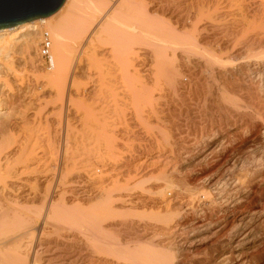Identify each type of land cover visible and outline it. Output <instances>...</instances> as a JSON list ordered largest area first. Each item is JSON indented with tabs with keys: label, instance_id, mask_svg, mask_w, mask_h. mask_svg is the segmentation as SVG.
I'll list each match as a JSON object with an SVG mask.
<instances>
[{
	"label": "bare ground",
	"instance_id": "1",
	"mask_svg": "<svg viewBox=\"0 0 264 264\" xmlns=\"http://www.w3.org/2000/svg\"><path fill=\"white\" fill-rule=\"evenodd\" d=\"M192 1V6H198L194 16L178 14L167 0H65L50 16L0 29L1 77L12 74L17 78L19 74L11 67L9 59L15 42L22 40L31 49L41 33L40 26L46 23L52 33L55 64L52 74L42 75L46 86L51 89L47 94L49 99L44 101L46 106L52 105L46 125L38 122L39 110L46 106L41 104L38 109L40 94L34 85L24 90L28 91L26 96L29 94L30 99L26 103L32 113L27 121L22 120L30 126L21 123L23 128L19 129L23 130L7 133L8 121L0 120V264H264V259L255 254L264 245V93L260 94L253 82L244 85L246 77L242 74L251 73V61H255V74L260 81L264 77V69L260 67L264 66V0H245L244 3L248 2L240 12L230 14L232 22L226 24L228 29L223 32H219L222 28L218 26L222 25L216 23L217 18L214 19L221 0ZM227 1L233 6L240 0ZM242 39L248 40L246 52L240 46ZM248 54L250 61L245 62ZM190 55L195 57V70L179 69L178 59ZM182 73L188 74L189 79L186 75L187 78L182 79ZM80 74L88 77L83 89L80 88L83 85L78 78ZM6 81L7 84L8 78ZM166 86L178 91L188 86L194 88L195 92H192L199 100L197 106L193 104L196 109L190 105L189 109L192 108L194 115L198 111V117L206 116V121L208 113H214L213 106L222 101L226 104L219 105L222 107L219 114L227 105L228 108L231 105L234 112V108L241 105L239 92L244 90L248 93L255 91L256 94L252 95H256L259 103L254 106V113L247 115L250 117L245 124H239L238 115V119L231 118L230 110V119L225 117L227 112H222L227 119L224 122L222 117L221 121L214 123L220 117L213 114L216 118H211L214 120L212 124H207L203 116L200 118L205 123L195 126L188 110L189 121L197 132L195 135L190 134V128L186 129L188 125L185 124L189 121L184 117L188 122L183 124L185 119H181L183 121L176 124V128L167 126L170 129H165V139L157 138V142L151 143L155 138L149 137L151 144L143 143L140 150L134 148L139 144L136 145L137 140L142 143L141 138L132 140L134 137L129 135L133 138L127 137L135 141L132 142L134 147L127 138L134 147V156L129 159L132 152L129 158L125 155V136L130 129L137 127V121L145 122L149 126L146 128L151 129L154 122L151 123V119L156 116V127L159 128L164 125L162 120L173 116L172 109H166V115L155 107ZM156 90H160L158 97ZM217 100L214 104L213 101ZM126 103H132L134 108L129 120L126 118ZM5 106H8L7 102H0V107ZM145 107L154 114L146 115ZM114 115L118 116L112 118ZM173 118L169 119L176 123L177 119ZM140 123L137 128L142 126ZM161 127L159 129L163 131ZM173 129L177 135L173 134ZM131 131L130 134L134 132ZM168 136L183 140L182 144L186 141L185 148L181 146L184 149H180L181 154L173 148V143L169 144ZM152 150L158 153L151 158L144 155ZM123 156L128 160L120 163ZM141 156L144 160H136L139 170L150 165L148 159L169 165L180 156H185L184 159L191 156L185 160L186 166L174 167V170L183 173L196 164L201 165L199 167L206 171L210 184L207 195L212 186L215 194H222L223 188L230 184L236 187V191L244 190L246 195L234 196L230 200L231 206L224 209L225 214L220 218L226 224L230 215H236L242 211L241 205L247 204L244 205L245 213L234 221L227 241L206 248L204 258L201 250L203 259L180 257L178 254L192 253L193 250L179 247L193 242L196 237L190 236L197 229L216 225L218 215L210 212L209 216L201 213L188 218L183 214L184 221H176V212L170 206L173 198L164 202L157 194L156 198L146 196L145 191L164 193L169 188L164 183H180L168 178L166 169L161 170L167 175L165 182L148 189L143 187L142 192H137L145 184V179L134 180L137 173H133L132 160ZM192 183L194 186L189 191L195 192L187 191L190 195L185 194L182 205L188 201L191 203L197 192H205L196 182ZM256 186H259L258 190H255ZM252 193L260 196L259 203H253ZM178 207L182 208L181 205ZM163 235L168 237L161 239Z\"/></svg>",
	"mask_w": 264,
	"mask_h": 264
},
{
	"label": "rangeland",
	"instance_id": "2",
	"mask_svg": "<svg viewBox=\"0 0 264 264\" xmlns=\"http://www.w3.org/2000/svg\"><path fill=\"white\" fill-rule=\"evenodd\" d=\"M186 1V2H185ZM244 1L245 0H240L237 4H234L233 6H230L229 4H228V1L227 0H221L220 2H219V4L217 5V7H216V9L217 10H215V14H216V16H214V19H218V21L216 20V23L218 22V24H220V25H222V26H218L219 27V29L220 28H222V30H218L219 32H223V31H225V30H227L228 28H226L227 27V23L229 22H232L231 21V18H232V16H230V14H232V13H235V14H237L238 12H240V8H243V6H245L244 4H246V2H248V1H246L245 3H244ZM167 2H168V5H169V3H171V9L173 10V11H175V12H177L178 14H180L181 13V15H188L189 13L192 15V16H194L195 15V10H197V8H198V6L196 5V4H194V6H192L193 4H192V0H167ZM166 2V3H167ZM174 2V3H173ZM222 2V3H221ZM224 2V3H223ZM176 3V4H175ZM241 3V4H240ZM242 3H243V5H242ZM190 4V5H189ZM228 4V5H227ZM190 6V7H189ZM194 7V8H193ZM218 8H220V9H218ZM184 9V10H183ZM228 9V10H227ZM222 11H224V12H222ZM237 11V12H236ZM219 13V14H218ZM233 15V14H232ZM227 16H229V17H227ZM225 18V19H224ZM224 19V21H222ZM224 24V25H223ZM226 26V27H225ZM40 28H41V33L43 34V32L44 31H48V30H50L49 29V27H48V23H46V24H43V25H41L40 26ZM224 28V29H223ZM41 33H39V35H38V37H36V38H38V39H36V44H34L33 45V47L31 48V49H29V48H27V46H25V43L22 41V40H17L18 41V43H17V41L15 42V44H14V46H13V48H12V51L10 52V60L12 61V68L14 67V68H16L15 70H16V73L17 74H19L18 76H17V78H16V76H11L12 74H10L9 76H5V75H3L2 77L0 76V102L1 103H8V106H5V107H0V120L1 121H4L5 120V122L6 121H8L7 123H6V125H7V127H8V130H7V133L9 132H12V130H13V133H17V132H20L21 130H23V129H19V128H23V126L22 125H24V124H26L25 123V121H27V119H29V115L32 113V110H30V108H28L29 106V104L28 103H26V101L28 102V100L30 99V97H28V95L26 96V94H27V92H25L26 90H27V87L29 86V87H32L33 85H34V87H37L36 89H37V91L39 92L38 93V97L40 98V100L38 101L37 100V107H38V109L40 108V106H41V104H44L45 106H46V102L44 103V101L47 99H49V96H47V94L49 95V93H51L50 91H51V89H50V86H46V82H44V80H43V78H42V75H45V73H47V75H49V73H53L54 72V68H55V64H54V52H53V49H52V52H51V54H52V59H51V62L50 63H48V62H46L41 56H40V54H39V49H40V45H41V41H42V34ZM51 35H52V33H51ZM246 42H248V40H246V39H242L241 40V45L240 46H242L241 48H242V50H244L245 52H246V49L249 47V44L248 43H246ZM248 44V45H247ZM259 49H257L256 50V52L258 51ZM255 52V51H254ZM247 56V55H246ZM194 56L192 55H190L188 58H187V56H183L182 58H179L178 59V61H177V64H178V66H179V69H182V70H184V69H189V70H191L192 69V71H194L195 70V66H194ZM248 58H249V54H248V57L246 58H244V60H245V62H248V61H250V60H248ZM250 59V58H249ZM182 60V61H181ZM252 64V65H251ZM251 69L252 70H250V72L251 73H249L248 71H244L245 73H242L243 74V77L245 78L244 79V81H245V83H244V85H248V83H250V82H253V84L256 86V87H258V89L260 90V94H263L264 93V77H262L261 78V81H260V77L259 76H257L256 74H255V70L256 69H254L255 68V66H253V65H255V61H254V63H253V61H251ZM0 67H3L2 66V64H0ZM184 67H186V68H184ZM260 67H263V69H264V66H260ZM262 69V68H261ZM0 70H2L1 68H0ZM259 70H260V68H259ZM188 73V72H187ZM247 73H249L248 75H245V74H247ZM3 74V73H2ZM2 74H0V75H2ZM183 74V73H182ZM250 74H252V75H250ZM81 76L79 77L78 76V78H81L80 80L83 82V85L80 87V88H84V86L86 85V83L85 82H87L88 80H86V77L87 76H83V74H80ZM186 75V73H184L183 74V76L181 77L182 79L184 78V79H186L187 77L185 76ZM245 75V76H244ZM30 76V77H29ZM250 78H249V77ZM264 76V75H263ZM40 77V78H39ZM190 77V76H189ZM189 77H188V79H189ZM7 78H8V80H9V84L7 85L6 84V80H7ZM29 78V79H28ZM31 79V80H30ZM87 79H88V77H87ZM247 80V81H246ZM263 80V81H262ZM6 81V82H5ZM25 82L24 84H22L21 82ZM27 81V82H26ZM188 81V80H187ZM255 82V83H254ZM5 83V84H4ZM38 83V84H37ZM43 83V84H42ZM45 83V84H44ZM79 83H80V81H79ZM260 83V85H258ZM3 84V85H2ZM263 85V86H262ZM29 87H28V90H29ZM191 86H188V88H182L181 90H174V89H172V88H170V89H168L167 88V86L166 87H164V91H165V89L167 90L168 89V91H166V92H162L161 93V96H163L162 97V99L161 100H159V101H161V102H159V101H157V103L155 102V104H156V106L155 107H157L156 108V110H158L159 112H166V109H167V111H168V109H172L173 110V112H175V113H173L172 112V114H173V116H171V117H166V120H162V121H168L167 122V124H165V122H163L164 123V125H162L163 127H161V126H159V128L161 127L162 129H164L163 131L161 130V129H159L158 127H156L157 126V124L158 123H156V116H154L155 117V119H153V117H152V119H151V123H152V121H154L153 122V124H156L155 126L152 124V126L150 127L151 129H147V128H149V126H147L146 124H145V122H142L141 120H140V122L142 123H140L139 121H137V123L139 122L140 123V128H137L138 127V125H139V123L136 125L135 124V126H137V127H135V129L137 128V130H135V129H130V130H132V131H136V133H137V131H138V133H137V135H136V133H135V135H134V132H132V134H130V130L127 132V134L128 135H126L125 136V138L127 139L128 137L129 138H131L130 136L132 135L133 137H134V139H132V140H135V139H140L141 138V141H142V143L141 142H139L140 140H137L136 142L135 141H132L131 139H129V140H131V142H130V144L131 145H134V147H135V144H132V142L134 143H136V145H137V142L139 143L138 145H137V147H133V146H131L130 144H129V142H128V139L125 141V148H124V150H125V152H127V154L125 153V155H131V152H132V155H131V157L129 158V156H128V158L129 159H131L132 158V156H134L133 154V151H134V149L135 150H137V149H139V148H142V146H144V145H142L143 143H146V144H151V143H154V142H157L156 140H158V139H160V140H162V139H165V129L166 130H168V129H170V128H168V127H173V128H176V126L177 125H180V123L185 119V118H187L188 119V121H189V119L191 118V116H192V118L190 119V121L195 125V126H199V124H201V123H203L204 122V120H205V122H207V124H212L213 122H214V120H212L213 118H219V119H215V120H217V121H215L214 123H218L219 121H221L223 118L222 117H224V115H222V112H223V114L224 113H226L225 114V117L226 116H228V117H226L227 119H230V117L231 118H236V119H238V118H240V119H238V122H239V124L241 123V124H245L246 123V121H248L249 120V118L248 117H250V116H247V115H249V114H253L254 113V110H255V108H254V106L256 107L257 106V104L259 103L258 102V99H256L255 98V96H254V94H256V92L255 91H251V93H248L247 92V90H244L243 92H239V94L241 95V99L242 100H240L241 101V105L239 106V107H236V108H234V112L232 111L233 110V107L231 106V105H229L230 107L228 108V105H227V108L225 107V109H229V111H226L225 109L224 110H222V112L220 113L222 116H220V114H219V112L221 111L220 110V108H222V107H220L219 108V105L220 104H224V106H225V102L224 101H222V102H220V103H217L216 104V102H218V100L217 101H213V103L214 104H216L215 106H216V108H215V106H213V114H215L216 115V117L213 115V114H211V115H213V117L210 115V113H208L209 115H207V121H206V116H204V120L203 119H201L203 116H200L199 115V117H198V111H197V114H193V112L191 111L192 110V108L193 109H196L195 108V106L194 105H196V102L199 100V99H197L198 98V95L196 94V93H194L195 92V89L194 88H190ZM3 88V89H2ZM9 88V89H8ZM13 88V89H12ZM20 88V89H19ZM41 90H40V89ZM263 88V89H262ZM5 89V90H4ZM22 89V90H21ZM189 90V89H191L190 91H187V90ZM12 92H11V91ZM25 90V91H24ZM169 90H171L170 92H169ZM182 90H183V92H182ZM186 90V91H185ZM18 91L20 92V93H18ZM192 91H194V92H192ZM159 92V94H157ZM189 92H191V94H193V96L192 95H190V93ZM263 92V93H262ZM18 93V94H17ZM156 94H157V97L160 95V90L158 91V90H156V92H155ZM166 93V94H165ZM171 93H173L172 95H170ZM179 93H181V94H179ZM189 93V94H188ZM252 93H254L253 95H252ZM8 94V95H7ZM45 94V95H44ZM163 94V95H162ZM165 94V95H164ZM178 94V95H177ZM184 94H187L186 96L184 95ZM23 95H25V96H23ZM176 95V96H175ZM181 95V96H180ZM184 95V96H183ZM190 95V96H189ZM250 95V96H249ZM10 96V97H9ZM169 96V97H168ZM171 96H172V98H171ZM180 96V97H179ZM262 96V95H261ZM8 97V98H7ZM167 97H168V99H167ZM184 97H186L185 99H187V100H185L184 99ZM187 97H190L189 99L187 98ZM196 97V98H195ZM18 98V99H17ZM166 98V99H165ZM174 98V99H173ZM179 98V99H178ZM184 100H183V99ZM194 100H193V99ZM8 99V100H7ZM21 99H23V100H21ZM163 99H165L166 101V103L164 102V100ZM191 99V101H189ZM221 100H222V98H220ZM21 100V101H20ZM162 100H163V102H162ZM9 101V102H8ZM11 101V102H10ZM19 101V102H18ZM43 101V102H42ZM179 101H181V102H179ZM22 102V103H21ZM23 102H25V103H23ZM159 102V103H158ZM184 102V103H183ZM192 104H191V103ZM13 103V104H12ZM173 103V104H172ZM175 103V104H174ZM198 103V102H197ZM244 103V104H243ZM249 103V104H248ZM257 103V104H256ZM13 106H12V105ZM15 104V105H14ZM20 104V105H19ZM25 104V105H24ZM130 104V107H131V105H132V103H129ZM129 104L128 103H126L124 106H127V107H125V111L128 113V115L126 116V118L129 120V117H130V115H132V113L130 112V111H133L134 110V108H133V105H132V107L130 108L129 107ZM184 104H186V105H184ZM187 104H188V106H187ZM194 104V105H193ZM11 105V106H10ZM17 105V106H16ZM27 105V106H26ZM43 105V106H44ZM148 105H151V104H148ZM159 105V106H158ZM175 105V106H174ZM178 105V106H177ZM189 105L192 107H190V109H189ZM247 105V106H246ZM49 106V107H48ZM188 108H187V107ZM197 106V105H196ZM218 106V107H217ZM7 107V108H6ZM27 107V108H26ZM42 107V106H41ZM52 105H47L44 109L42 108V110H39L40 112H39V118H38V122L40 123V121L42 122V124L43 125H46V117H47V114H48V112H50V109L52 110ZM147 108H149L150 106H146ZM145 107V109H147ZM177 107V108H176ZM246 107V108H245ZM249 107V108H248ZM48 108V109H47ZM151 108V107H150ZM149 108V109H150ZM159 108V109H158ZM183 108V109H182ZM131 109V110H130ZM149 109H147L145 112V114L147 115V113L148 114H150V115H152V114H154V112L152 113V111L151 112H149L150 110ZM163 109V110H162ZM179 109V110H178ZM183 110V112H181V110ZM184 109L186 110V112L184 111ZM217 109H219V110H217ZM235 109H236V112H235ZM47 110H49V111H47ZM175 110V111H174ZM189 110V111H188ZM197 110H198V108H197ZM218 111V112H216V111ZM230 110H231V113H232V115H231V113H230V115H228L229 114V112H230ZM240 110H241V112H240ZM22 111V112H21ZM45 111V112H44ZM47 111V112H46ZM189 112V114L191 115H189V114H187L188 112ZM247 111V112H246ZM7 112V114H5ZM24 112H25V114H24ZM45 114H44V113ZM164 112V113H165ZM192 112V113H191ZM196 112V110L194 111V113ZM28 113V114H27ZM43 115H42V114ZM163 113V114H164ZM177 113V114H176ZM179 113H181V114H179ZM182 113H183V115H182ZM186 113V114H185ZM166 115H167V113H165ZM169 114V113H168ZM181 115L180 117H179V115ZM195 116V118H194V116ZM243 114H245V115H243ZM176 115L179 117H176ZM184 115H186V116H184ZM196 115H197V117H196ZM233 115H235V116H233ZM239 117H238V116ZM5 116H6V118H5ZM11 116V117H10ZM118 116V115H117ZM117 116H113L112 118H116ZM176 118H175V117ZM190 116V117H189ZM211 116V117H210ZM3 117V118H2ZM25 117H27V118H25ZM174 117V118H173ZM185 117V118H184ZM201 117V118H200ZM224 117V119L222 120L223 122L225 121V118ZM238 117V118H237ZM245 117H247V118H245ZM111 118V117H110ZM109 118V119H110ZM111 118V119H112ZM169 118H173V119H177V121H180L181 119H183V120H181L179 123L176 121V123L175 122H171V121H174V120H171V119H168ZM196 118H197V120H196ZM199 118H200V120H199ZM212 118V119H211ZM241 118H243V120H241ZM22 119H25V121L23 122V120ZM43 119V120H42ZM194 119H195V122H194ZM226 119V120H227ZM248 119V120H247ZM45 120V121H44ZM203 120V121H202ZM212 120V121H211ZM20 121H22V122H20ZM161 121V122H162ZM187 120L185 119V121H184V123L183 124H185V122H186ZM187 121V122H188ZM188 122L187 124H185V125H188V128H187V126H186V129L187 130H189V128H190V130H189V132H191L190 134H192V133H194V135L197 133L196 131H195V126H193L192 125V123L191 122ZM197 121H199L198 122V125H196V123H197ZM242 121V122H241ZM244 121V122H243ZM15 122V123H14ZM44 122V123H43ZM204 122V123H205ZM209 122V123H208ZM212 122V123H211ZM21 123H22V125H21ZM170 123H172V124H170ZM175 123V124H174ZM189 123H191V124H189ZM177 124V125H176ZM183 124H182V127H183ZM18 125V126H17ZM27 125V126H26ZM25 126L26 127H28V126H30V124H26ZM160 125V124H159ZM166 125V126H165ZM185 125H184V127H185ZM189 125L191 126V127H189ZM16 126H17V128H16ZM22 126V127H21ZM168 126V127H167ZM193 126V127H192ZM147 127V128H146ZM155 127V128H154ZM181 127V128H182ZM145 128H146V130H145ZM153 128L155 129L154 131H153ZM17 129V130H16ZM139 129L142 131V132H140L139 131ZM157 129V130H156ZM185 129V128H184ZM186 129H185V131H186ZM192 129H194L193 131H192ZM11 130V131H10ZM15 130V131H14ZM20 130V131H19ZM150 130V131H149ZM172 130V129H171ZM175 129H173V134H174V131ZM153 131V132H152ZM151 134H150V133ZM162 132V133H161ZM163 132H164V134H163ZM172 132V131H171ZM196 132V133H195ZM140 133H143V135H142V137H148L147 138V140L145 139V137H144V139H142V137H140ZM163 134V135H161V134ZM176 134H174V135H177V131L175 132ZM126 134V133H125ZM139 134V135H138ZM145 134V135H144ZM130 135V136H129ZM193 135V134H192ZM192 135H189V136H192ZM128 136V137H127ZM157 136V137H156ZM137 137V138H136ZM139 137V138H138ZM151 139H153V138H155V141H152V140H149L150 138ZM164 137V138H163ZM158 138V139H157ZM193 138V137H192ZM146 140V141H145ZM148 140H149V142H148ZM154 140V139H153ZM168 140H169V144H172L173 143V146L172 145H169L168 144V146H171V147H173L176 151H180V153H178V152H176L175 151V153H178V154H181V152H183L182 150H184V149H182L181 148V146L183 147L184 146V144H185V142L182 144V141L183 140H177V138H174V140H173V138L171 139V137H169L168 136ZM172 140V141H171ZM176 140V141H175ZM145 141V142H144ZM150 141H152L151 143H150ZM174 141V142H173ZM181 143V145H180V143ZM176 142V143H175ZM127 144H129L130 146H128ZM145 144V145H146ZM175 144H177V145H175ZM142 145V146H141ZM147 145V146H148ZM140 146V147H139ZM178 146H180V147H178ZM130 147V148H129ZM171 147L169 148V149H171ZM130 149V150H128V149ZM134 148V149H133ZM183 148H185V146L183 147ZM178 149V150H177ZM180 149H182V150H180ZM126 150H128V151H126ZM133 150V151H132ZM140 150V149H139ZM153 152V153H152ZM152 152H150V153H144V155H147L148 154V158H151V156H155L154 154H157L158 152H157V150H152ZM129 153V154H128ZM127 156H123L122 158H124L123 160H121V162L120 163H125V161H126V159H127ZM192 156V155H191ZM191 156H188V158H185L184 159V157L185 156H180V159L178 158V159H176V160H173V162L171 163L170 162V164L168 165V164H165V162H163V161H159V160H150V159H148L147 161V163L148 164H150L148 167H146L147 166V164H146V166H144V167H140L141 168V170H139V169H137L136 167L138 166L137 165V162H138V160H144V158H143V156H141L140 158L138 157H136V159H134V160H132V163L134 164V166L135 167H133L134 169V172L133 173H137V175L135 176L136 178H134V180H141L142 179V177H143V179H145L144 180V182H145V184H143V186H142V188H141V190H140V188L139 189H137L136 191L137 192H142L143 190V187L144 188H149V187H151V186H154L155 184L156 185H160V184H162L163 182H165V181H163V180H166V176L168 175V178H170V179H172L173 181H180V183L179 184H177L176 182H174V183H171V184H166V183H164L163 185H167L169 188V190L167 189V190H165V192L164 193H156L155 191L154 192H147L146 193V191L144 192V194H146V196H149L150 198H156L155 196H157L158 197V199H160V200H165L164 202H168L170 199H172L173 198V201L171 202V207L173 208L172 210L174 211V212H176V213H174V220H183L184 221V219H183V217H184V215H185V217H188V218H191V217H193L194 215H202L203 213V215H206V216H209V215H211V213H212V215H215L216 214V216H217V220H219L217 223H216V225L214 224V225H209L210 227H208L207 226V228L205 227L204 229H197L196 231H195V233H196V235H195V233L193 234V235H191L190 236V238H192V237H196V239L193 241V242H191L192 243V245H191V243H185L184 244V246L183 245H181L179 248H191L192 250H193V252L192 253H189V252H182V254L180 253V254H178V255H180V257H182L183 255H185V257H187V260H189L190 258L191 259H194V258H197V259H201L202 257L204 258L206 255L204 254L205 253V251L204 250H206V248H209V247H211L212 245H214V244H217V243H219V242H224L229 236H230V233H231V231L230 230H232V228H233V223H234V221L236 220V218L237 217H240V216H242V214H244L245 213V206L244 205H247L246 203H244L243 205H241V209H242V211H240V212H238L236 215H230L229 216V220H228V222L225 224L224 222H222L223 220H221L220 218H222L223 217V215L225 214L224 212H225V210L229 207V206H231V202L232 201H230V200H232L233 199V197L234 196H243V195H246V193H245V191L243 190H238V191H236V187L233 185V184H230V185H228L226 188L224 187L223 189H225V190H222L221 192H222V194H215V191H213V190H215L214 189V187L212 188H210L211 189V192H210V194L209 195H207L206 194V192H208V187L210 186V184H209V180H208V178L205 176L206 175V171L204 170H201V167H199V166H201V165H195V166H193L192 167V169H194V170H192L191 168L190 169H188V170H185L186 172H180L179 170L177 171V169H180L181 167H179V166H184V164H185V166H186V162L187 161H185V160H188V159H190L191 158ZM179 157V156H178ZM143 158V159H142ZM138 159V160H137ZM182 159H183V161H185V162H182ZM128 160V159H127ZM136 160H137V162H136ZM181 160V161H180ZM174 161H176V162H174ZM177 161H178V163H177ZM180 161V162H179ZM136 162V163H135ZM150 162V163H149ZM159 162V163H158ZM182 162V163H181ZM163 163V164H162ZM136 164V165H135ZM153 164V165H152ZM165 165H167V166H165ZM175 165V166H174ZM133 166V165H132ZM169 166V167H168ZM205 166V164H203L202 165V169H203V167ZM168 167V168H167ZM174 167H177V169H175L174 170ZM195 167V168H194ZM197 167V168H196ZM142 168H145V170H143ZM164 170V169H166V173L165 174H167V175H163V172L161 171V170ZM174 170V171H173ZM190 170V171H189ZM192 170V171H191ZM160 171V172H159ZM175 171H176V173H175ZM133 173H131V174H133ZM139 173H140V175L141 176H138L139 175ZM148 173V174H147ZM156 173H157V175H156ZM151 174V175H150ZM135 174H133V176H134ZM143 175V176H142ZM155 175V177H153ZM159 175V176H158ZM161 175V176H160ZM132 176V175H131ZM132 176V177H133ZM139 178H138V177ZM149 176V177H148ZM152 176V177H151ZM174 176V177H173ZM177 176V177H176ZM145 177H147V178H145ZM159 177V178H158ZM201 177V178H200ZM142 179V180H143ZM148 179V180H147ZM138 180V181H139ZM141 180V181H142ZM146 180H147V182H146ZM161 180H162V182H161ZM186 180V181H185ZM149 181V182H148ZM182 181V182H181ZM190 183V185H189V183ZM192 182H196L195 184H197V185H200V188H201V190H202V188L205 190V192L204 191H201V192H197L196 194V196L194 195L193 196V203L191 202L190 203V201H188V203H186L185 205H182L181 203H183L184 204V202H185V199H183V198H185L186 196H187V194H188V192H190L191 190H190V188H191V186H194V184L192 183ZM170 183V182H169ZM182 183H185L186 184V186H184V184H182ZM188 183V184H187ZM173 184H174V186H173ZM146 187H145V186ZM202 185V186H201ZM174 188H173V187ZM184 186V187H183ZM231 186H233V187H231ZM258 187L259 186H256L255 187V190L257 189L258 190ZM230 188V189H229ZM172 190V191H171ZM190 190V191H189ZM135 191V192H136ZM178 191V192H177ZM188 191V192H187ZM229 191V192H228ZM136 192V193H137ZM139 192V193H140ZM169 192V193H168ZM180 192V193H179ZM184 192V193H183ZM192 192H195V190L194 191H192ZM192 192H190V193H192ZM214 192V193H213ZM138 193V194H139ZM204 193V194H203ZM155 194V195H154ZM157 194V195H156ZM185 194H186V196H185ZM205 194H206V197H205ZM226 194V195H225ZM255 193H252L251 194V199L253 200V203L254 204H257V203H259V201H260V196H258L257 194H255ZM165 195V196H164ZM182 195L184 196V197H182ZM188 195H190V194H188ZM218 195H220V196H218ZM221 195H223V196H221ZM217 196V197H216ZM258 196V197H257ZM178 197V198H177ZM195 197V198H194ZM162 198V199H161ZM174 198H177V200L176 199H174ZM224 198V199H223ZM167 199H168V201H167ZM184 200V201H183ZM218 200V201H217ZM223 200V201H222ZM179 201V202H178ZM183 201V202H182ZM188 204V205H187ZM179 205H181V207L183 208V210H181L178 206ZM185 206H186V208H185ZM193 208H192V207ZM242 206H244V207H242ZM175 207H176V209H175ZM179 208V209H178ZM179 211H178V210ZM225 209V210H224ZM245 209V210H244ZM218 210V211H217ZM211 212V213H210ZM202 213V214H201ZM206 213V214H205ZM176 214H178V215H176ZM184 214V215H183ZM187 214H189V215H187ZM208 214V215H207ZM187 215V216H186ZM177 216H179L177 219H176V217ZM183 216V217H182ZM222 216V217H221ZM223 224V226H220V225H222ZM219 230V231H218ZM223 230V231H222ZM216 231V232H215ZM226 231V232H225ZM215 232V233H214ZM218 233V234H217ZM226 233V234H225ZM222 234V235H221ZM206 235V236H205ZM164 236H166V237H164ZM168 237V235H163V237H160L161 239H165V238H167ZM197 238H198V240H197ZM201 238V239H200ZM204 238V239H203ZM206 239V240H205ZM227 241V240H226ZM197 243V244H196ZM190 245V246H189ZM196 248V249H195ZM201 250H202V253H201ZM261 251V252H260ZM260 252V253H259ZM185 253V254H184ZM189 253V254H188ZM194 253H198V254H200V255H194V256H191V257H189L190 256V254L191 255H193ZM203 256H202V255ZM255 254H257V256H258V258L259 259H264V245L263 246H261V247H259L258 249H257V251H256V253ZM261 254V255H260ZM189 255V256H188ZM202 256V257H201ZM184 257V256H183ZM202 258V259H203Z\"/></svg>",
	"mask_w": 264,
	"mask_h": 264
},
{
	"label": "water",
	"instance_id": "3",
	"mask_svg": "<svg viewBox=\"0 0 264 264\" xmlns=\"http://www.w3.org/2000/svg\"><path fill=\"white\" fill-rule=\"evenodd\" d=\"M65 0H0V29L55 13Z\"/></svg>",
	"mask_w": 264,
	"mask_h": 264
},
{
	"label": "built area",
	"instance_id": "4",
	"mask_svg": "<svg viewBox=\"0 0 264 264\" xmlns=\"http://www.w3.org/2000/svg\"><path fill=\"white\" fill-rule=\"evenodd\" d=\"M52 37L49 31H44L42 34V41L39 49L40 56L48 63L51 62L52 59Z\"/></svg>",
	"mask_w": 264,
	"mask_h": 264
}]
</instances>
